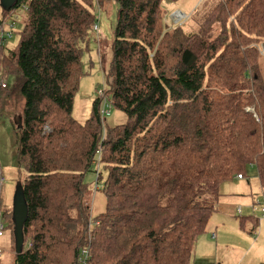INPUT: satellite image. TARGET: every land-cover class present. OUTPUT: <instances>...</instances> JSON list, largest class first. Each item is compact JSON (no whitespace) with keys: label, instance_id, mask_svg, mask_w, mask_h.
<instances>
[{"label":"trees","instance_id":"16d2710c","mask_svg":"<svg viewBox=\"0 0 264 264\" xmlns=\"http://www.w3.org/2000/svg\"><path fill=\"white\" fill-rule=\"evenodd\" d=\"M110 1L0 6V20L22 12L24 24L15 49L0 44V71L16 78L0 108L23 100L28 216L16 264H190L222 183L255 166L264 188V0H219L188 33L169 25L164 0H115L105 92L129 120L111 128L99 97L84 123L73 115L83 57L101 41L93 7ZM100 152L108 176L96 213L85 177ZM3 186L0 168V224L15 228Z\"/></svg>","mask_w":264,"mask_h":264},{"label":"rangeland","instance_id":"374dc122","mask_svg":"<svg viewBox=\"0 0 264 264\" xmlns=\"http://www.w3.org/2000/svg\"><path fill=\"white\" fill-rule=\"evenodd\" d=\"M219 0H164L167 11V22L172 27H181L185 32L199 31L198 21L205 17ZM119 3L115 0L101 6L95 3L93 12L97 16L98 30L96 38L100 43L93 41L91 51L83 57L84 75L79 90L75 96L73 115L84 123L91 115L93 101L99 97L101 90H108L105 72L109 70L113 60L112 44L114 30L117 24ZM180 11L187 17L182 22H176L172 15ZM22 12L14 17V24L7 28L12 31L13 38L9 40V48L18 46L20 32L23 30ZM102 43V45H101ZM261 54H264L262 44ZM264 65V55L260 59ZM6 77L7 83L13 87L16 78L11 75L7 78L6 72L0 71ZM7 107L0 108V168L3 173L4 186L2 202L5 208H13L14 196L19 184L27 175L25 169L19 165V137L16 126L21 125L23 100L11 97ZM10 106V107H8ZM248 108H252L250 105ZM254 112L253 110H251ZM107 127H116L128 122V115L115 107L109 116L102 115ZM106 136V134H105ZM102 153H98L95 164L96 172L86 174V181L90 183L96 198L93 209L96 213L105 209L106 199L101 190L105 186L108 171L101 164ZM98 187L96 190L95 188ZM220 198L215 212L212 215L209 230L203 234L194 250L190 264H264V220L253 221L251 218H260L255 213L256 204H264V188L255 166L247 168L244 179L238 175L224 181L220 188ZM93 197V195H92ZM242 208V213L238 208ZM246 217L248 225L242 227L241 218ZM256 225V227H255ZM217 232L218 237H213ZM0 247L4 254L0 264H16V237L15 228L7 226L4 235L0 237Z\"/></svg>","mask_w":264,"mask_h":264},{"label":"built area","instance_id":"2783aa9c","mask_svg":"<svg viewBox=\"0 0 264 264\" xmlns=\"http://www.w3.org/2000/svg\"><path fill=\"white\" fill-rule=\"evenodd\" d=\"M172 17L174 18V20L176 22H182L184 21V19L187 17L184 13L177 11L175 12ZM12 23L7 19H2L0 20V44L3 47H7L9 45V40L11 38H13V33L11 30H9L7 28V26ZM14 24V23H13ZM98 30V25L96 24L94 26V31ZM264 50V49H263ZM9 85L7 83V79L4 76L0 75V93L1 91H3L4 89H8ZM99 98L102 99V109H101V115L104 116H109L112 112V109L114 107L113 105V101L107 96L105 89L101 90L99 93ZM248 110H253L255 111V109L253 108H248ZM257 118L258 116L255 115ZM101 153V152H100ZM239 178H242V175H238ZM96 190L98 189V187L95 188ZM254 212L255 213H260L261 217L257 218L258 220H264V204H256L254 207ZM238 212L241 214L242 213V208H238ZM5 232V225L4 224H0V237H2L4 235ZM215 236V235H214ZM4 253V250L0 247V258L2 257Z\"/></svg>","mask_w":264,"mask_h":264},{"label":"water","instance_id":"95a60500","mask_svg":"<svg viewBox=\"0 0 264 264\" xmlns=\"http://www.w3.org/2000/svg\"><path fill=\"white\" fill-rule=\"evenodd\" d=\"M19 0H0L1 8L9 12ZM28 207L24 193L20 186L17 187L13 202V218L15 221L16 252L20 253L24 243L23 227L27 220Z\"/></svg>","mask_w":264,"mask_h":264},{"label":"crops","instance_id":"0c3cea01","mask_svg":"<svg viewBox=\"0 0 264 264\" xmlns=\"http://www.w3.org/2000/svg\"><path fill=\"white\" fill-rule=\"evenodd\" d=\"M244 177H245V176H244ZM244 177H242V178H239V177H238V178H239V179H244ZM214 235H215V236H214ZM213 237H215V238H217V237H218V234H217V232H214V233H213ZM196 246H197V245H196ZM195 249H196V248H195Z\"/></svg>","mask_w":264,"mask_h":264},{"label":"clouds","instance_id":"9594fccd","mask_svg":"<svg viewBox=\"0 0 264 264\" xmlns=\"http://www.w3.org/2000/svg\"><path fill=\"white\" fill-rule=\"evenodd\" d=\"M8 47H9V45L7 47H5V48H8Z\"/></svg>","mask_w":264,"mask_h":264}]
</instances>
